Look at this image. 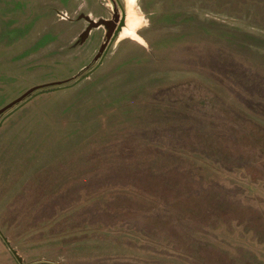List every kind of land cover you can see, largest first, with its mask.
<instances>
[{
	"label": "rangeland",
	"instance_id": "1",
	"mask_svg": "<svg viewBox=\"0 0 264 264\" xmlns=\"http://www.w3.org/2000/svg\"><path fill=\"white\" fill-rule=\"evenodd\" d=\"M114 1L0 0V264H264V0Z\"/></svg>",
	"mask_w": 264,
	"mask_h": 264
},
{
	"label": "flooded vegetation",
	"instance_id": "2",
	"mask_svg": "<svg viewBox=\"0 0 264 264\" xmlns=\"http://www.w3.org/2000/svg\"><path fill=\"white\" fill-rule=\"evenodd\" d=\"M113 2L115 4L114 0ZM82 21L85 22L86 25H88L85 35L90 31L91 28L98 29L100 26L104 28L103 34H106L107 36L109 34L113 35V31H115V28L113 27L115 23L111 22V20H108L107 22L105 21V19H100V20L98 19L97 21H90V22L89 21L86 22V20L85 21L82 20ZM127 33H129L128 30H126L123 33L124 35H122V37L128 35Z\"/></svg>",
	"mask_w": 264,
	"mask_h": 264
},
{
	"label": "crops",
	"instance_id": "3",
	"mask_svg": "<svg viewBox=\"0 0 264 264\" xmlns=\"http://www.w3.org/2000/svg\"><path fill=\"white\" fill-rule=\"evenodd\" d=\"M64 196H68V194H65ZM61 198V197H60ZM58 203H60V199H59V202ZM65 204V203H64ZM63 205V204H62ZM58 207H60V206H58Z\"/></svg>",
	"mask_w": 264,
	"mask_h": 264
}]
</instances>
